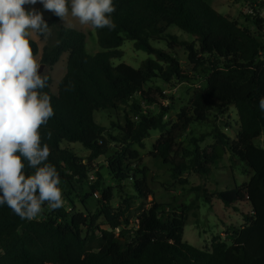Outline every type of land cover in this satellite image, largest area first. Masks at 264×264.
Masks as SVG:
<instances>
[{
    "label": "trees",
    "instance_id": "obj_1",
    "mask_svg": "<svg viewBox=\"0 0 264 264\" xmlns=\"http://www.w3.org/2000/svg\"><path fill=\"white\" fill-rule=\"evenodd\" d=\"M112 2L116 10L111 19L116 27L95 29L102 50L94 54L85 50L83 31L63 25L54 14L45 19L51 35L43 46L41 62L51 70L67 53L57 92L51 89V74L42 75L48 82L41 91L51 97L54 116L40 129L42 144L50 148L46 163L56 168L61 180L64 205L51 210L45 204L32 221L22 220L7 205H0V264H264V148L254 142L264 132V112L259 108L264 97L262 20L244 14L253 26L245 27L218 12L208 0ZM172 25L192 39L169 32ZM125 39L155 58L143 60L138 67L124 62L113 65L110 59L121 56L118 47ZM154 41H164L167 50L154 47ZM29 42L36 55V42ZM180 48L186 53L185 64L177 56ZM191 72L204 79V86L193 91L188 105L169 124L164 120L169 108L157 99L166 95L155 81L169 86L190 79ZM123 105L137 120L125 115L123 125L116 123L122 137L106 133L94 113ZM153 105L161 110L153 112ZM231 106L239 123L234 139L216 135L209 152L199 149L195 137L184 143L182 138L190 126L206 124L211 113ZM153 130L160 135L150 155L171 167L176 178L190 170L211 174V164L226 150L245 165L250 174L247 182L213 193L225 207L240 210L246 204L250 208L242 214L243 225L227 229L232 238L229 244L215 237L210 250H205L183 241L191 205L180 203L173 208L170 203L150 199L148 169L131 146H142ZM49 131L50 139L46 136ZM73 143L89 151L86 159ZM99 156H105L113 184L96 172L91 192H78L77 184L94 170L90 161ZM24 163L26 174H31L34 170ZM98 189L102 195L90 211L88 198ZM72 192L85 211L75 209ZM116 193H121L120 202L113 206ZM205 197L211 201L207 194Z\"/></svg>",
    "mask_w": 264,
    "mask_h": 264
},
{
    "label": "rangeland",
    "instance_id": "obj_2",
    "mask_svg": "<svg viewBox=\"0 0 264 264\" xmlns=\"http://www.w3.org/2000/svg\"><path fill=\"white\" fill-rule=\"evenodd\" d=\"M249 1L250 0H208L209 4L218 12L229 16L231 19H236L240 25L252 28L251 22L244 17V14H246L245 9ZM25 7L26 9L35 8L39 10L42 12L44 19H48L53 15V13L44 10L39 2L36 5H25ZM61 23L65 26L77 28L85 33V50L88 53L94 54L102 50L98 44L95 29H92L91 26L80 25L78 20L71 17L70 14L65 20H61ZM168 31L178 35L182 39H192L188 33L183 32L174 25L170 26ZM28 39L35 41L37 44L38 52L34 57L41 64V75L46 73L51 74V89L54 93L57 92V85L66 71L67 53L62 54L58 62L49 70L40 60L43 46L47 43L48 37L42 38L36 34H32ZM151 43L156 48L167 50V45L164 41H154ZM118 49L121 50L122 53L121 56L112 57L110 59L113 65L124 62L133 67H138L143 60L155 58L154 54L135 49L133 41L130 39H125ZM177 56L182 64H185V50L182 48L178 49ZM190 75H192L190 79L181 82H173L169 86L163 85L160 80L155 81L157 85L163 87L166 95V98L158 96L157 99L163 107L169 108L168 113L164 116V120L169 124L176 120V114L179 109L188 105L189 98L193 91L204 86V79L200 75L194 72H191ZM150 109L155 113L161 110L158 105H153ZM125 115L131 117L133 121L137 120V117L124 105L115 110L100 109L94 113V118L100 125L106 127V133L117 136L118 130L116 123H118V125H123ZM238 127L237 112L235 108L231 106L221 113H211L209 115V121L206 124L190 126L185 132L182 140L187 145L190 143V139L195 137L198 139L196 143L199 149L209 152L211 151L210 146L215 144L216 135L222 133L226 135V137L234 139ZM159 135V131L153 130L150 132L149 137L143 140L142 146L137 144L131 146L133 149L139 151L141 163L148 169L147 182L153 192L150 199L152 198L158 203H170L173 208L180 203L191 205L192 208L187 211L182 236L183 241L205 250H210L211 241L215 237L229 244L232 238L229 232L227 233V229L231 226L238 227L243 225L244 218L242 214L249 212L250 208L246 204L241 206L240 210L225 207L222 200L217 199L214 194L217 191H222L225 188L233 186L234 183L241 185L247 182L250 178V174L245 169V165L236 157L232 156L230 151L226 150L220 159L211 164V174L199 175L193 170H190L176 178L172 175L171 167L152 158L150 155L152 145ZM118 136L122 137L120 135ZM254 142L257 146L264 148V132L257 137ZM72 146L79 155L85 159L88 157L89 151L83 148L79 143H73ZM90 162L94 170L89 175V178L85 179L80 186L77 184L76 189L78 192H91L90 185L96 180V172H99L104 177L107 184H113L109 178L105 156L93 158ZM197 187L200 189H197ZM204 190L206 193L203 192ZM77 191L75 194H77ZM211 193L212 196L209 195ZM205 194L208 195V198L211 200L210 202L206 201ZM101 195V189L93 192L92 196L88 198L87 209L93 211ZM120 196L121 193H116L114 195L112 200L113 206L119 204ZM72 197L74 198L75 209L85 211L73 192ZM65 203L69 205L67 201H65ZM98 223L102 225V219H99ZM102 227L106 228L105 225H102Z\"/></svg>",
    "mask_w": 264,
    "mask_h": 264
},
{
    "label": "clouds",
    "instance_id": "obj_3",
    "mask_svg": "<svg viewBox=\"0 0 264 264\" xmlns=\"http://www.w3.org/2000/svg\"><path fill=\"white\" fill-rule=\"evenodd\" d=\"M40 3L62 21L78 20L92 29L116 27L112 0H0V205H7L22 220L32 221L43 206L64 205L56 168L46 163L50 148L42 144L40 129L54 116L51 97L41 90L48 77L33 55L28 37L51 35L42 12L25 5ZM264 112V97L259 100ZM52 133H46L48 139ZM27 167L33 169L26 174Z\"/></svg>",
    "mask_w": 264,
    "mask_h": 264
},
{
    "label": "built area",
    "instance_id": "obj_4",
    "mask_svg": "<svg viewBox=\"0 0 264 264\" xmlns=\"http://www.w3.org/2000/svg\"><path fill=\"white\" fill-rule=\"evenodd\" d=\"M245 10L247 15L261 19L264 25V0H250Z\"/></svg>",
    "mask_w": 264,
    "mask_h": 264
}]
</instances>
